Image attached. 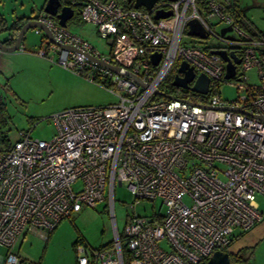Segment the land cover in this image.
I'll return each mask as SVG.
<instances>
[{"label":"built area","instance_id":"obj_1","mask_svg":"<svg viewBox=\"0 0 264 264\" xmlns=\"http://www.w3.org/2000/svg\"><path fill=\"white\" fill-rule=\"evenodd\" d=\"M78 1L82 20L96 26L109 51H99L41 12L37 19L56 42L44 35L37 53L107 89L116 101L58 111L51 116L56 129L51 138L21 130L0 151V245L5 248L0 264H37L18 255V240L29 233L47 237L82 204L104 199L105 191L113 242L90 248L77 240L76 264H201L230 244L235 229L246 231L264 217L256 201L264 195V33L247 31L214 0H157L150 10L127 6L129 0L66 4ZM157 10L172 13L154 18ZM191 18L217 41H186ZM212 19L233 23L238 37L218 36ZM213 49L238 51L233 82L224 78L225 61ZM153 52L160 54L156 64ZM183 60L195 77H209L207 93L188 88L171 97L155 93L157 88L167 93L160 86ZM251 69L256 84L245 81L244 71ZM222 82L241 93L222 100ZM77 180L81 185L74 190ZM116 183L132 195L121 235L113 213ZM156 199L161 202L152 214L135 211L141 200Z\"/></svg>","mask_w":264,"mask_h":264},{"label":"rangeland","instance_id":"obj_2","mask_svg":"<svg viewBox=\"0 0 264 264\" xmlns=\"http://www.w3.org/2000/svg\"><path fill=\"white\" fill-rule=\"evenodd\" d=\"M45 0H0V16L5 25H10L17 17H35L41 11ZM238 7L248 20L264 33V0H238ZM213 31L218 36L237 38L238 34L233 23L212 20ZM66 28L76 33L98 48L108 52L109 47L100 38L96 26L85 22L80 16L78 8L67 20ZM10 30H0V40L8 38ZM43 31L29 28L18 49L13 51L0 50V100L3 103V114L6 122L0 124V147L12 144L21 130H29L34 138L49 139L55 133L52 115L70 107L101 106L116 101V96L102 86L88 81L77 75L47 56L37 53ZM186 41L198 42L197 37L185 35ZM203 41V40H202ZM217 38L210 35L204 42H216ZM177 64L172 71L176 72ZM246 82L256 84L258 77L255 70L244 71ZM235 78V77H234ZM231 77V81L233 79ZM171 82L164 81L161 88H167ZM178 88V87H177ZM180 88L176 90L179 92ZM222 100H233L241 93L234 84L222 82L219 86ZM81 180L72 184L74 190L79 189ZM104 199L95 206L82 204L81 208L63 218L47 237L29 233L24 239L18 240L16 250L18 255L37 264H76L75 250L71 246L75 237L79 236L90 248H99L113 242L110 205L107 192ZM259 210L264 213V195H256ZM132 195L125 185L115 184L113 213L119 235L122 234L127 214L131 213ZM161 200H141L135 205V211L140 214H152L160 205ZM164 211V207L159 209ZM235 229V233H237ZM251 251V250H250ZM5 248L0 245V254ZM259 252V249L257 253ZM259 260H264V252ZM258 253V254H259ZM244 258L249 264H255L251 256L246 253ZM244 262V260H243ZM264 264V263H260Z\"/></svg>","mask_w":264,"mask_h":264},{"label":"water","instance_id":"obj_3","mask_svg":"<svg viewBox=\"0 0 264 264\" xmlns=\"http://www.w3.org/2000/svg\"><path fill=\"white\" fill-rule=\"evenodd\" d=\"M131 1L133 7L138 8L140 6H143L144 8L149 10L152 8V6L157 0H131ZM82 3H83L82 1H78L75 5H81ZM74 11L75 10L73 6L69 4H63L61 0H45L41 8V11L39 13L45 12L54 16L60 25L66 27L67 20L73 16ZM171 13H172L171 10H157L156 12H154L153 16L154 18H162L169 16ZM37 16L29 17V19L21 25L16 35V39L13 43L5 44L3 43V40H0V50L13 51L18 49L25 32L31 27L39 28L41 31H43V34L47 36L52 42H56L52 36L51 30L48 28V26L45 23L39 21L37 19ZM187 27H188V29L186 30L187 34L197 35L201 38L206 37L205 29L196 18L189 19L187 21ZM58 45L65 47L64 44H58ZM211 52L219 55L225 61L224 78L228 79L232 77L235 74L236 65L240 62V57L237 56L236 52L234 50H226V49H213L211 50ZM159 55H160L159 52H153L150 55L154 64L157 63ZM88 57L95 62L103 63L102 60L92 57L91 55H88ZM104 64L115 71H120L122 73L130 74V72L126 69H122L118 66H114L107 63ZM180 72L183 73L182 76L179 75ZM133 77L136 81L141 82L137 76L133 75ZM193 78H194V71L192 69V66H190L186 61L183 60L179 63L176 69V73L172 77L171 84L174 86L188 88L197 93L206 94L209 86V77L204 73H200L194 78L193 83L189 85L188 82L191 81ZM154 92L159 95L171 97V95L161 91L158 88L155 89ZM239 109L241 108H238V110ZM201 264H238V263L232 262L229 253L227 251L218 249L213 251L212 254L209 256V258L206 261L202 262Z\"/></svg>","mask_w":264,"mask_h":264},{"label":"crops","instance_id":"obj_4","mask_svg":"<svg viewBox=\"0 0 264 264\" xmlns=\"http://www.w3.org/2000/svg\"><path fill=\"white\" fill-rule=\"evenodd\" d=\"M239 8V7H238ZM240 10V8H239ZM240 14L242 18L248 22L250 27L255 28L258 30L245 16V14L240 10ZM259 31V30H258ZM192 35V34H189ZM196 37V35H193ZM54 230V229H53ZM52 230V231H53ZM238 233V232H237ZM236 233V234H237ZM72 246V245H71ZM264 252V217L260 221H258L253 227L244 231L241 235H239L234 241H232L225 249L229 253V256L232 262L238 264H249L248 258H244V254H248L249 257L251 256V260L255 264L264 263V260L260 261L259 255ZM251 250V251H250ZM247 258V259H246ZM244 260V262H243Z\"/></svg>","mask_w":264,"mask_h":264},{"label":"trees","instance_id":"obj_5","mask_svg":"<svg viewBox=\"0 0 264 264\" xmlns=\"http://www.w3.org/2000/svg\"><path fill=\"white\" fill-rule=\"evenodd\" d=\"M198 2L200 3L201 0H198ZM229 4L227 6V10L230 12H233V15L234 17L236 18V20L238 21L239 25L241 27H243L244 29H246L247 31L251 32V28L250 27V23L248 24V22H246V20H244L242 18V15L240 14V10L238 8V0H228ZM127 6H132V1L130 0L129 2H126ZM74 7V10L76 8H78V5H72ZM79 9V8H78ZM29 19V17H25V16H22V17H17L10 25H5L4 23V20L2 19V17L0 16V30H3V29H8L10 30V33H9V36L8 38L4 39L3 40V43L5 44H11L15 41L16 39V35L18 33V30L20 29L21 25L27 21ZM237 53L238 51L235 50ZM175 68V67H174ZM173 68V69H174ZM173 71V70H172ZM172 71L168 74V76L166 77V79L164 80L166 82L167 81H170L172 79ZM163 81V82H164ZM162 82V84H163ZM161 84V85H162ZM167 88H164L166 90V92L169 94V93H173L175 92L176 90H178V88L174 85L171 84V82H169L167 85ZM161 87V86H160ZM160 97V96H159ZM6 122V118L3 114V103L1 102L0 100V124L2 123H5ZM11 144H4L0 147V151L1 150H6L10 147ZM244 231H241V232H238L237 234H234L233 237L230 239V243L232 241H234L239 235H241ZM77 240H82V242L84 244H86L84 242V240L82 238H80L79 236L75 237V240L72 242V247L74 245V243L77 241ZM107 246V245H105ZM101 247H104V246H101ZM226 247L222 248L221 250H224L225 251Z\"/></svg>","mask_w":264,"mask_h":264},{"label":"bare ground","instance_id":"obj_6","mask_svg":"<svg viewBox=\"0 0 264 264\" xmlns=\"http://www.w3.org/2000/svg\"><path fill=\"white\" fill-rule=\"evenodd\" d=\"M130 1V0H129ZM170 1H175V0H170ZM207 0H201V2L199 3L198 2V0H197V3L198 4H202V3H204V2H206ZM214 1H217V2H220V3H223V4H225V7H226V10H227V6H228V4H229V2H228V0H214ZM226 2H228V3H226ZM156 3V2H155ZM154 3V4H155ZM153 7V6H152ZM138 8H144L143 6H140V7H138ZM146 9V8H145ZM148 10V9H147ZM150 10V9H149ZM228 11V10H227ZM154 14V13H153ZM213 20V19H212ZM187 29H188V27H187ZM185 33H186V31H185ZM187 34V33H186ZM189 35V34H188ZM196 37L200 40L199 42H204L207 38H208V35H207V33H206V37L205 38H201V37H199V36H197L196 35ZM203 40V41H202ZM194 78H195V73H194ZM193 78V79H194ZM192 79V80H193ZM191 80V81H192ZM191 81H189V82H191ZM188 82V83H189ZM190 85V84H189ZM176 87H178V88H180V89H182V90H184V87H179V86H176ZM192 91V90H191Z\"/></svg>","mask_w":264,"mask_h":264},{"label":"flooded vegetation","instance_id":"obj_7","mask_svg":"<svg viewBox=\"0 0 264 264\" xmlns=\"http://www.w3.org/2000/svg\"><path fill=\"white\" fill-rule=\"evenodd\" d=\"M63 4H66V0H61ZM78 8H80V5H78ZM54 17V16H53ZM55 18V17H54ZM239 56V55H238Z\"/></svg>","mask_w":264,"mask_h":264}]
</instances>
